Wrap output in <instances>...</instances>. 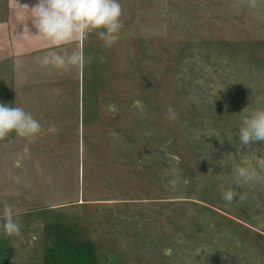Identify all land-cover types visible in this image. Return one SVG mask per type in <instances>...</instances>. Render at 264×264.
<instances>
[{
    "label": "rangeland",
    "instance_id": "obj_1",
    "mask_svg": "<svg viewBox=\"0 0 264 264\" xmlns=\"http://www.w3.org/2000/svg\"><path fill=\"white\" fill-rule=\"evenodd\" d=\"M119 2V40L85 37L82 117L70 72L62 117L0 148V192L28 188L46 206L30 216V261L264 264V181L240 187L235 171L264 177V141L237 150L243 120L264 109V0ZM9 83L3 66L2 103Z\"/></svg>",
    "mask_w": 264,
    "mask_h": 264
},
{
    "label": "crops",
    "instance_id": "obj_2",
    "mask_svg": "<svg viewBox=\"0 0 264 264\" xmlns=\"http://www.w3.org/2000/svg\"><path fill=\"white\" fill-rule=\"evenodd\" d=\"M36 0H4L2 14H0V69L4 66L10 72V90L5 94L4 103L12 107H22L25 111L41 122L42 118H61L62 102L66 101L62 95V85L71 75L77 80L76 116L82 117L85 94L80 93L81 71L84 66L86 38H76L71 42L56 44L45 37L34 26V15L31 7ZM49 58L47 65H41L40 60ZM64 58L63 65H57L55 57ZM76 58L73 60V58ZM73 72V74H72ZM91 96V94H89ZM88 95V96H89ZM86 96V97H85ZM92 97L88 100L91 102ZM75 110V109H74ZM78 112V113H77ZM78 116V117H79ZM51 127L50 124L41 128ZM55 127V126H54ZM11 132V139L0 142L3 147L16 144ZM18 164V162H16ZM17 177L15 183L24 185L28 178ZM26 188V185H25ZM25 193L18 185L5 186L0 192V264H30V228L31 214H40L45 204L30 206L29 191ZM25 199V200H24ZM5 206L18 215L14 216L21 224L19 234L9 235L3 228ZM31 207V208H30ZM32 261L31 264L37 263Z\"/></svg>",
    "mask_w": 264,
    "mask_h": 264
},
{
    "label": "clouds",
    "instance_id": "obj_3",
    "mask_svg": "<svg viewBox=\"0 0 264 264\" xmlns=\"http://www.w3.org/2000/svg\"><path fill=\"white\" fill-rule=\"evenodd\" d=\"M19 6V0H17ZM251 7L256 6V0H251ZM31 11L34 15V26L38 33L53 40L56 44L71 42L76 38H84L93 31L99 30L97 34L103 38L105 45L111 47L120 36L122 24L120 17L123 8L119 0H36ZM76 58L74 57L73 60ZM57 65L64 64V58L55 57ZM41 65H47L49 58L45 56L40 60ZM227 106V105H226ZM168 119L174 120L177 113L169 106L167 108ZM243 126L239 129L240 146H249L252 142L264 141V109L256 111L249 118L243 120ZM41 130V125L31 113L22 107H12L10 104L0 102V139L7 137L15 131L20 136L31 137ZM215 134V133H213ZM212 135V134H211ZM220 142L223 138L215 134ZM239 177L238 184L243 187L245 183L264 181L255 169L236 168ZM179 176V170L176 172ZM177 179H172L169 184L175 186ZM240 197L235 187L229 188L222 193V199L231 204L233 200ZM12 209L5 206L4 230L9 234H19L21 224L14 219Z\"/></svg>",
    "mask_w": 264,
    "mask_h": 264
}]
</instances>
